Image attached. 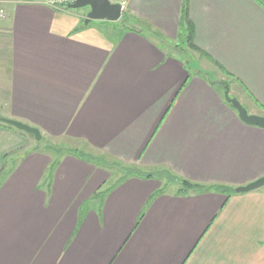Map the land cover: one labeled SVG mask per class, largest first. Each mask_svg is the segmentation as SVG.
I'll return each instance as SVG.
<instances>
[{"label": "crops", "instance_id": "obj_1", "mask_svg": "<svg viewBox=\"0 0 264 264\" xmlns=\"http://www.w3.org/2000/svg\"><path fill=\"white\" fill-rule=\"evenodd\" d=\"M0 1V116L204 187L264 177V129L166 50L183 0H109L148 27L120 35L45 0ZM188 18L198 52L264 117V0H188ZM0 131V157L25 145L0 160V264H264V188L150 199L161 183L130 178L99 201L107 172L72 156L49 172L38 141Z\"/></svg>", "mask_w": 264, "mask_h": 264}, {"label": "trees", "instance_id": "obj_2", "mask_svg": "<svg viewBox=\"0 0 264 264\" xmlns=\"http://www.w3.org/2000/svg\"><path fill=\"white\" fill-rule=\"evenodd\" d=\"M128 26L129 25H127V27ZM135 30L136 28L128 27V29L125 31H133L138 33L142 32V29H139L138 31ZM115 32L117 33L116 35H120L124 32V29L122 30L118 29ZM178 41L186 49L194 52H198V50L194 46V29L188 18V0H183L181 4ZM176 46L177 44L175 45V47ZM199 55H201V57L203 58V55L201 53H199ZM197 73L204 75L203 72H200V69H197ZM219 84L222 86V89H224V86L227 85V83H223V82ZM81 143L82 146L77 148H72L64 145L58 147L47 145L44 146L43 148L35 147L33 151L45 153L51 157L49 172L52 171L59 164L60 160L64 156L75 157L83 162L89 163L94 167L107 172L109 174V180L106 183H104L103 186H101L99 190L95 193L94 195L95 200H99V201L102 200L107 193H109L111 190H113L115 187L119 186L123 182L129 180L130 178L156 180L161 183V187L159 188V190H157L153 195H151L150 199H153L159 195L166 194L172 188L176 190L175 193L176 195L179 196L192 195L205 191L220 193L222 195H225L226 197H230L231 195L235 194L234 189L225 186L204 187L189 182L175 175L167 168H156L151 171H146L141 169L139 166L126 165L121 163L120 161L114 160L113 158L99 152L98 150L93 149L85 142H81ZM142 217H143V213L139 216L138 223L141 221Z\"/></svg>", "mask_w": 264, "mask_h": 264}, {"label": "rangeland", "instance_id": "obj_3", "mask_svg": "<svg viewBox=\"0 0 264 264\" xmlns=\"http://www.w3.org/2000/svg\"><path fill=\"white\" fill-rule=\"evenodd\" d=\"M72 1V0H70ZM3 5L6 4L2 1H0ZM83 18L86 19V14L88 12V9L87 8H84V9H80V10H76ZM94 23L98 22V21H93ZM110 23V22H109ZM105 23L106 25V29H115L114 31L118 30V29H124L127 30L128 27L129 28H137V29H148V27L145 26V24H138L135 19L133 18V15H131L127 10H122V15L120 17V19L117 21V22H113V23ZM127 25H129L127 27ZM179 44V48L175 45ZM166 46V50H170V51H173V53L175 55H177L180 59H186L185 61L188 62V65L189 67L194 71L196 70L197 68H200L202 71H205L206 73V77L207 79H209L210 81H215V82H225V83H228L230 86H231V90H230V94L229 96L231 98H235L237 100V98L239 99H242L243 98V95L239 92V89L236 85V83L232 80H229L228 78H226L225 76L221 75V73L217 70V68H215V66H213L209 61H207V59H204L201 58L200 55H198V53L194 52V51H191V50H188L186 49L184 46H182L179 41H178V38L174 41V43L172 45H170L169 43H167ZM201 58V59H199ZM199 60V61H198ZM201 60V61H200ZM198 61V62H197ZM218 87L220 88L219 92L223 95L224 93V89H222V86L221 85H218ZM243 100V99H242ZM0 118H3L2 116H0ZM1 128L3 129H6V130H9V131H6V132H12V133H15V134H19L21 137L22 136H25L23 138H31L33 140V136L31 135H28L24 132H21L13 127H10L8 125H5V124H0V130ZM1 132V131H0ZM5 136V137H3ZM1 138H4L5 140V145H7L8 143V138L9 136L3 134V133H0V140ZM31 139H28L29 140V145H31V143L33 144V142H31ZM1 143V141H0ZM14 144H19V147L16 148L15 152H17L19 150V148H22V149H25V145L24 143L22 142H15L13 141V145ZM3 145V146H5ZM47 145H50V146H53V147H58V146H61V145H64V146H68V147H72V148H77V147H81L82 146V143L79 142V141H75V140H65V139H60V140H47V139H42L40 141H38L36 143V147L38 148H43L44 146H47ZM28 147H31V146H28ZM31 149V148H30ZM14 150L12 149L11 153L4 156L3 158L0 157V160H1V165H5V164H9L11 161H12V154L15 153ZM4 169H0V171L2 172ZM7 170V169H6ZM0 172V173H1ZM174 188H172L171 190L169 191H173Z\"/></svg>", "mask_w": 264, "mask_h": 264}, {"label": "water", "instance_id": "obj_4", "mask_svg": "<svg viewBox=\"0 0 264 264\" xmlns=\"http://www.w3.org/2000/svg\"><path fill=\"white\" fill-rule=\"evenodd\" d=\"M68 8L71 10L87 8L88 12L84 21L85 25L92 21H106L110 23L117 22L122 15V6L120 4L111 3L109 0H75L68 6ZM224 89V100L226 103L231 105L233 110L237 113L239 120H241L246 125L256 126L264 129V117L249 114L247 110L239 103V101L229 96L228 87L225 86ZM0 123L31 135L36 141H40L42 138L40 132L37 129L20 122L0 118ZM261 188H264V177L248 184L247 186L236 188L234 192L236 194L249 193Z\"/></svg>", "mask_w": 264, "mask_h": 264}, {"label": "built area", "instance_id": "obj_5", "mask_svg": "<svg viewBox=\"0 0 264 264\" xmlns=\"http://www.w3.org/2000/svg\"><path fill=\"white\" fill-rule=\"evenodd\" d=\"M75 0H45V4L55 9H63L72 4ZM6 18V11L4 5L0 2V21Z\"/></svg>", "mask_w": 264, "mask_h": 264}]
</instances>
